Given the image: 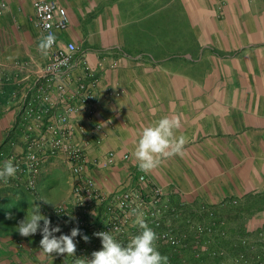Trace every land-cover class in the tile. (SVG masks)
Returning <instances> with one entry per match:
<instances>
[{
  "label": "crops",
  "instance_id": "1",
  "mask_svg": "<svg viewBox=\"0 0 264 264\" xmlns=\"http://www.w3.org/2000/svg\"><path fill=\"white\" fill-rule=\"evenodd\" d=\"M33 1L8 0L10 10L0 14V60L28 61L38 70L48 55L38 47L44 37L33 21ZM59 1L71 19L62 39L82 44L79 53L85 54L97 78L93 120L82 109L75 120L88 129L102 125L87 144L79 134L74 142L85 148L90 160L109 151L117 157L108 170L90 168L101 189L112 191L129 168H138L133 153L145 126L164 116L179 117L176 136L186 138L184 155L163 159L147 176L166 187L174 202L193 210L201 204L222 210L235 205L222 207L224 200L237 199L250 216L237 228L231 221L230 227L254 237L264 225V0H168L172 9L177 1L186 18L184 31L172 32L170 38L193 40L168 52L134 41L161 40L162 0ZM81 73L75 70V78ZM20 75L31 80L33 72L27 69ZM16 89L9 84L0 94V163L27 145L11 99ZM45 108V118L62 110L53 104ZM34 125L32 134L47 133V123ZM72 183L63 155L43 164L38 196L23 186L0 182V264L60 263L62 258L43 253L41 239L21 236L16 229L38 198L57 205L67 201ZM37 203L44 214L55 206Z\"/></svg>",
  "mask_w": 264,
  "mask_h": 264
},
{
  "label": "built area",
  "instance_id": "2",
  "mask_svg": "<svg viewBox=\"0 0 264 264\" xmlns=\"http://www.w3.org/2000/svg\"><path fill=\"white\" fill-rule=\"evenodd\" d=\"M35 15L33 21L41 31L43 37L48 33L56 36V42L48 54V62L40 67L31 68L28 61H15L13 63L0 62V94L4 95L8 85L18 86L19 89L11 91V99L17 105L20 113V123L25 127L27 134L26 148L20 154L6 156L0 163L3 165L8 159H12L18 165V172L14 178L7 182L17 186H23L33 195L38 196L37 180L41 168L51 157L63 155L68 162L72 177V193L70 198L57 205L58 208L67 210L58 212L56 206L45 211L52 216V226L61 221L70 229L74 227L85 228L86 241L101 248V238L95 233L110 231L122 242L127 241L140 229L132 222L135 221L134 209L144 212L147 220L158 234L156 243L165 242L175 249L186 246L188 233L178 225L183 222L186 225L192 223L188 213L181 205H172L168 202V192L147 176V173L137 167H131L124 178L110 192H104L98 181L89 172L91 167L110 169L117 164L115 151L107 152L103 157L90 160L82 145L76 144L74 138L77 134L82 136V141L88 143L102 128L100 123H95L93 129H88L85 124L75 120V114L81 109L93 120L96 112L95 88L97 78L84 53H79L78 45L73 40H63V34L71 24L68 9L59 0H34ZM8 9L5 0H0V14ZM31 70L33 77L21 76L25 70ZM81 70L78 79L75 78V70ZM121 92L117 91L119 95ZM110 95L113 92H109ZM53 104L61 107L59 113L45 118L47 106ZM53 107V106H52ZM50 108V107H49ZM34 122L47 123L45 134L34 135ZM125 159L129 154H124ZM3 182V181H0ZM238 204L237 199L224 200L222 207ZM102 222H97L96 216L100 209ZM197 213L205 219L203 223L194 226L195 238L200 240L202 233L208 237L215 234L226 236V230L222 227V221L216 217L215 209L207 204H202ZM239 242L247 245L248 252H239L232 259V264H264V225L253 238L241 237ZM85 247L76 250V257L81 258Z\"/></svg>",
  "mask_w": 264,
  "mask_h": 264
},
{
  "label": "clouds",
  "instance_id": "3",
  "mask_svg": "<svg viewBox=\"0 0 264 264\" xmlns=\"http://www.w3.org/2000/svg\"><path fill=\"white\" fill-rule=\"evenodd\" d=\"M56 42V36L48 33L39 43L42 55L47 56ZM179 117L164 116L150 126H145L139 134L134 149L138 168L147 173L157 168L163 159L175 155H184L186 138L183 135L176 136L180 129ZM18 172V165L12 159H8L0 166V181L7 182L14 178ZM37 201L44 204H54L58 212L67 211L57 207L56 202L47 197H40ZM35 203L31 212H27L24 219L17 224V231L21 236L29 237L38 231L42 235L40 248L49 256L67 254L76 256L77 241L75 238L81 235L78 227L71 229L70 234L62 233L61 226H52L51 219L41 211V203ZM135 221L140 231L133 235L127 243L122 242L110 231H99L95 235L101 238L102 247L91 254V258L81 259L77 257L74 264H170L169 257L161 253L156 241L158 234L149 226L144 218V212L134 209ZM43 221V226H41ZM53 233H61L54 235ZM88 240L87 235L83 236Z\"/></svg>",
  "mask_w": 264,
  "mask_h": 264
},
{
  "label": "rangeland",
  "instance_id": "4",
  "mask_svg": "<svg viewBox=\"0 0 264 264\" xmlns=\"http://www.w3.org/2000/svg\"><path fill=\"white\" fill-rule=\"evenodd\" d=\"M8 4V9L6 12L10 10L9 8V2L8 0H5ZM120 1V0H118ZM163 8H161L162 13V25L160 30V36L161 40H144V43L141 41V39H135L137 45H143V46H160L159 51L161 52H168L171 51L172 48L181 49L182 47L188 46V44L191 42V39H185L183 37L179 38H170V34L172 32L174 33H180L184 31V25L182 26V20H185V16L183 18V11L181 7H179V3L176 1V7L170 8L168 5V0H162ZM5 14V13H4ZM2 14V15H4ZM1 15V16H2ZM155 42V44H154ZM193 42V40H192ZM191 42V43H192ZM78 45V48L82 47V44L76 42ZM190 43V44H191ZM0 62H4L1 61ZM150 179V178H149ZM119 184V183H118ZM162 186L166 191V187ZM64 188V186H63ZM106 192V191H104ZM169 199L168 202L172 205H181V203L174 202L172 198L168 195ZM202 205V204H201ZM185 209L188 213V217L191 218L192 223H203V216L197 213L196 209H190L185 204ZM236 206V207H235ZM22 208V206H19ZM216 212V217L219 219V221H222V227L226 230L227 235L226 236H219L215 234L213 237H208L206 234L202 233L200 236V240L194 239L195 238V229L194 226L196 225H186L183 222H179L178 225L180 228L188 233V242L186 246L178 249H175L173 246L165 243V242H159L156 243L157 247L161 251V253L166 254L169 257L170 264H232V259L235 257L239 252L245 251L247 254L248 248L247 245H243L239 242V239L241 237H251V235L246 232H234L232 231L231 227L237 228L240 226V222L244 217L250 216L248 211H245L241 206L238 204L232 205L231 207H227L224 209H217L216 207H213ZM224 210V211H223ZM105 209L101 208L99 214L96 216L97 222L99 220V223L102 222L101 214L104 213ZM50 219H53L52 216L47 215ZM25 218V217H24ZM244 220V219H243ZM232 221V226H231ZM134 222V220L132 221ZM41 226H43V221L40 222ZM201 223V224H202ZM101 224V223H100ZM60 225L62 228H64V232L67 234H70L71 229L68 227L67 224H64L61 221L55 222V226ZM149 226H151L149 224ZM231 226V227H230ZM54 235H59V233H53ZM35 237L42 239V235L38 231L36 234H34ZM77 241V248L79 247H85L83 250V255L81 256V259H88L91 258V254L93 251L98 250L97 247L93 246L91 243H83L81 242L82 239L78 236L75 238ZM102 247V243H101ZM76 248V250H77ZM77 254V253H76ZM53 257H57V259L62 260L58 264H74V260L77 258L76 256H67V254H59L54 255ZM256 264V263H254Z\"/></svg>",
  "mask_w": 264,
  "mask_h": 264
},
{
  "label": "trees",
  "instance_id": "5",
  "mask_svg": "<svg viewBox=\"0 0 264 264\" xmlns=\"http://www.w3.org/2000/svg\"><path fill=\"white\" fill-rule=\"evenodd\" d=\"M81 230V235H79V238H83V236L85 235V228H79Z\"/></svg>",
  "mask_w": 264,
  "mask_h": 264
}]
</instances>
